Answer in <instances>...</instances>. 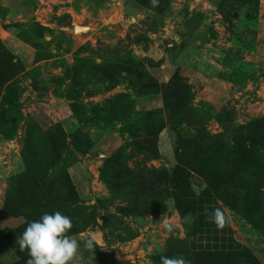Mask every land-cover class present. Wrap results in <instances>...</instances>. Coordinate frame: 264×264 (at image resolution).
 <instances>
[{
    "label": "rangeland",
    "instance_id": "1",
    "mask_svg": "<svg viewBox=\"0 0 264 264\" xmlns=\"http://www.w3.org/2000/svg\"><path fill=\"white\" fill-rule=\"evenodd\" d=\"M0 201L70 217L71 264H264V0H0Z\"/></svg>",
    "mask_w": 264,
    "mask_h": 264
},
{
    "label": "clouds",
    "instance_id": "2",
    "mask_svg": "<svg viewBox=\"0 0 264 264\" xmlns=\"http://www.w3.org/2000/svg\"><path fill=\"white\" fill-rule=\"evenodd\" d=\"M209 219L217 227H223L226 222L225 214L219 208L212 211ZM164 227L168 232L174 229L167 222ZM71 228L70 217L60 211L45 212L39 219L31 221L16 241L21 251L27 249L29 259L26 264H71L74 259H82L80 242L67 235ZM83 244L91 250L95 241L89 238ZM160 264H188V261L183 256L162 255Z\"/></svg>",
    "mask_w": 264,
    "mask_h": 264
},
{
    "label": "trees",
    "instance_id": "3",
    "mask_svg": "<svg viewBox=\"0 0 264 264\" xmlns=\"http://www.w3.org/2000/svg\"><path fill=\"white\" fill-rule=\"evenodd\" d=\"M10 66L14 65L13 63H9ZM182 171V170H181ZM239 177H237L238 179ZM173 182L175 183L174 185V189L176 190V205L181 213V216L183 217V219L185 221L188 222L190 216L187 213V209L186 206H192L191 202H188L189 199V195L185 194L184 192H182L181 190L183 189H188L189 187H187L186 185V180L185 178H182V184L178 182V178H173ZM185 184V185H184ZM184 185V187H183ZM183 188V189H182ZM188 199H187V198ZM194 204L196 205V209L198 208L199 210H203L204 206H203V202L201 200L194 202ZM5 214L7 215H11V216H15L16 215H21L22 212V208L23 207H14L12 205H9L8 202L5 203ZM26 219L28 220V218H30V216L28 214H25ZM199 217H196V219H199ZM27 227V222L25 224H22L20 226L17 227H5L3 229V235L4 238L6 239V242L9 244V246L16 252L17 254V259L12 262L11 264H26V253L24 251H21L19 248V245L16 243V239L18 237V235L20 236V234L24 231V229ZM187 235H190V232H188V227H187ZM217 240V238H216ZM215 249H212L214 255H217L218 257H220V255H224V256H228L226 254H229L228 251L229 250H225V248H219V247H214ZM252 262L254 264H259V261L257 258L252 257Z\"/></svg>",
    "mask_w": 264,
    "mask_h": 264
},
{
    "label": "crops",
    "instance_id": "4",
    "mask_svg": "<svg viewBox=\"0 0 264 264\" xmlns=\"http://www.w3.org/2000/svg\"><path fill=\"white\" fill-rule=\"evenodd\" d=\"M1 206H2V202L0 201V207H1ZM6 216H8V215H6ZM3 218H5V217H4V214H2V215L0 216V221L3 220ZM3 227H6V226H4L3 224H1V225H0V230L3 229Z\"/></svg>",
    "mask_w": 264,
    "mask_h": 264
}]
</instances>
